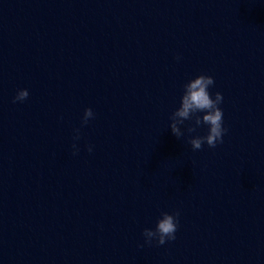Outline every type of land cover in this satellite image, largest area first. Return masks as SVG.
<instances>
[{
  "label": "water",
  "instance_id": "obj_1",
  "mask_svg": "<svg viewBox=\"0 0 264 264\" xmlns=\"http://www.w3.org/2000/svg\"><path fill=\"white\" fill-rule=\"evenodd\" d=\"M201 74L228 131L193 150ZM0 264H264V0H0Z\"/></svg>",
  "mask_w": 264,
  "mask_h": 264
},
{
  "label": "clouds",
  "instance_id": "obj_2",
  "mask_svg": "<svg viewBox=\"0 0 264 264\" xmlns=\"http://www.w3.org/2000/svg\"><path fill=\"white\" fill-rule=\"evenodd\" d=\"M179 59V57H177ZM215 84L214 77L201 74L190 80L184 85V94L181 98L180 107L174 111L170 117L172 133L179 139L184 136L181 125L185 121H192L194 124L187 128L188 133L196 132L197 128L202 125L208 126V134L205 136L190 137L189 143L193 150H200L206 143L210 148H215L218 144L224 142V135L228 131L224 127V112L220 107L224 97L221 92L215 93V98L209 92L210 86ZM29 97L27 89H21L14 97L13 102H23ZM203 113V115H199ZM95 117L92 108L85 109L82 123L87 125L90 119ZM77 135L74 139H79V129L75 130ZM75 148L76 146L73 145ZM89 152L92 148L89 147ZM76 154V153H74ZM179 211L173 214L168 212L162 213V218L158 220L156 228H146L143 231L146 243L151 244L154 240L158 245H164L166 242L176 239V232L179 226ZM143 247V245H141Z\"/></svg>",
  "mask_w": 264,
  "mask_h": 264
}]
</instances>
